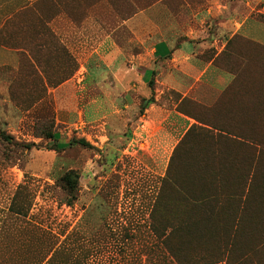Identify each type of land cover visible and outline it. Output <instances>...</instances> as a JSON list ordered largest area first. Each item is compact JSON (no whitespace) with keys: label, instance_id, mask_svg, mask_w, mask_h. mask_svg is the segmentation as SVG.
<instances>
[{"label":"rangeland","instance_id":"374dc122","mask_svg":"<svg viewBox=\"0 0 264 264\" xmlns=\"http://www.w3.org/2000/svg\"><path fill=\"white\" fill-rule=\"evenodd\" d=\"M219 18L264 23V0H202V35L207 34L202 59L210 63L219 55L222 67L237 70L238 79L263 81L264 73L259 69L264 44L239 33L231 37L232 31L225 33L226 29L215 23ZM29 28L32 34L34 27ZM103 41L77 39L72 63L66 54L39 52L38 68L21 55L16 68L0 67V264H33V256H41V246L51 245L48 234L60 244L63 234L72 230L90 237L104 228L110 237L122 234L129 224L133 225L131 241L123 244L120 237H110L88 264H155L158 259L149 254L156 241L149 228L152 210L160 197L158 210L163 216L171 219L175 211L188 212L180 195L185 190L204 198L215 192L235 195L230 205L220 206L217 215L202 217L201 246L208 254L203 252L202 264H264V150L255 148L253 157L251 146L233 137L230 144L220 146L215 161L228 165L214 167L208 164L215 159H204L202 164V154L211 151L208 148L181 147L170 174L181 183L179 194L166 184L168 147L174 138L165 143V132L143 134L142 128L132 124L141 117L142 99L153 93L149 82L140 86L139 81H132L130 94L141 98L127 103L125 109L118 101L116 77L110 71L106 80L102 69L104 63H111V57L91 55L89 49ZM229 52L238 59L237 69ZM147 60L150 57L146 55L136 61L127 56L126 64L130 68L134 65L131 61L144 65L150 63ZM89 61L95 65L87 66ZM162 90L164 95L176 93L160 87L155 94ZM245 90L244 94L264 96V89ZM218 93L216 87H202L206 98ZM232 116L227 126L236 125L237 113ZM257 122L262 123L263 131L256 137L264 141V116L257 117ZM48 133L54 138L46 137ZM169 133L173 135L171 130ZM179 133L174 132L175 140ZM5 134L13 141L5 139ZM81 140L89 145H81ZM29 144L35 146L29 149ZM216 169L222 170V181L212 183L210 171ZM70 170L79 176L72 206L66 204L68 195L59 181ZM20 187L21 210L28 216L9 211Z\"/></svg>","mask_w":264,"mask_h":264},{"label":"crops","instance_id":"0c3cea01","mask_svg":"<svg viewBox=\"0 0 264 264\" xmlns=\"http://www.w3.org/2000/svg\"><path fill=\"white\" fill-rule=\"evenodd\" d=\"M129 1L128 3L127 0H0V36L4 33L5 25L13 22L12 26L5 29V37L28 42L24 43L26 47L22 49L7 48L0 43V67L16 68L20 64L21 52H25L28 61L25 60L29 64H34L36 68L39 67L38 61L31 55L34 54L37 58L39 52L66 54L68 60L69 56L74 58L77 54V39H102L103 43L93 44L89 49L91 55L104 56V59L106 56L111 57V63L110 60L107 64L104 63L105 67L102 69L106 71L104 75L106 80L110 71L116 77L114 83L118 81V101L122 105L125 106L130 101L138 102L141 98L130 94L129 87L132 86L133 80L139 81L140 86L154 80L156 91L163 87L167 91L176 92L174 96L164 95L165 91L162 90L160 95L155 96V102L137 119L138 122L135 120L132 123L138 130L142 128L143 134L149 131L153 134L157 131L165 132V143H169L171 137L174 138L171 147H168L170 153L167 167L174 149L180 144L189 148L200 146L211 150L207 155L202 154V164H205L204 159L209 158L215 159L213 163L208 164L209 166L225 164L221 161L215 163L219 157L218 149L223 144L228 145L232 142L225 136L233 137L202 123V106L207 109L213 108L220 94L232 82L233 76L216 68L212 62L208 63L202 59V54L207 49L205 42L207 34L202 35L204 23L202 0ZM29 8L34 9L25 14L29 17L23 16L24 19L22 17L13 20L16 14L28 11ZM207 12L211 13V10ZM215 23L224 27L225 33L232 31L231 37L239 33L264 44L262 22L253 19L224 21L219 18ZM29 26L34 27L32 34ZM36 38L43 39V42L37 43L38 41L34 40L30 43ZM143 55L150 57V61L147 60L150 63L140 65L131 61L134 64L131 69L126 64L127 56H132L136 61ZM92 59L93 57L90 60ZM90 64L93 62L89 61L87 66L90 67ZM69 81L70 79L64 84ZM202 87L210 89L216 87L219 93L206 98L202 95ZM103 96L108 101L111 99L106 93ZM186 100L198 104L196 118L188 115V109L191 110L193 107L190 104L183 105ZM180 108L184 111H180ZM163 111L167 113L166 116ZM163 116L165 117L161 119ZM139 122L142 125L139 126ZM164 125L166 127H162ZM178 130L180 137L175 140L174 132Z\"/></svg>","mask_w":264,"mask_h":264},{"label":"trees","instance_id":"16d2710c","mask_svg":"<svg viewBox=\"0 0 264 264\" xmlns=\"http://www.w3.org/2000/svg\"><path fill=\"white\" fill-rule=\"evenodd\" d=\"M30 11H34V9L29 8L28 11L19 12L14 16L13 20L15 21L17 19H21L27 12ZM11 23L13 22L7 23L5 25V29L14 24ZM4 33H1L0 43L7 48L22 49V47H26L24 43L28 44L26 41L23 42L21 40L18 41L15 38L5 37L6 34ZM34 40L38 41L37 43L43 42V39L40 38L32 39L31 41ZM231 41L229 43H231ZM227 55L230 56V59L234 65V69H237L238 59L232 56L233 53L229 52ZM21 56L22 59L28 60V56L25 54V52H21ZM31 56L35 58L36 61H38L36 55L32 54ZM260 59L262 60V63L259 70H262L264 73V53L261 54ZM72 60L73 59L69 56L68 61L71 62ZM211 61L216 68L233 75V80L220 94V98L214 104L213 108L207 109L206 107L202 106V123L211 126L213 129H217L222 133L231 135L235 139L239 138V141L242 145L249 144L253 150L252 154L254 157L255 148L264 150V141L256 137L258 134H262L263 131L260 127L262 123L258 125L257 117L260 118L264 116V96L248 95L244 94V92H247V90H245L247 87H255L257 90H263L264 79L263 81L240 80L237 77V74H239L237 73V70L229 71L222 67L221 57L219 55H217L216 58L211 59ZM149 85L153 93H151L149 98L142 99V103L140 105V115H143L145 110L155 102V91L157 86L154 80H151ZM250 96H252V99ZM247 99H250V101H247ZM252 103L256 107L255 109L252 106ZM185 104H190V106L193 107L191 110L188 109L187 113L188 115L196 118L197 116L195 114L199 110L196 107L198 104L189 102L188 100L184 101L183 105ZM248 105L250 106L249 108L247 107ZM180 111L184 110L180 108ZM232 113H237V123L233 126H227V124L230 123V118L233 117ZM212 114L214 115L211 116ZM4 137L9 141H13L12 136L5 134ZM46 137L49 139L54 138L53 134L51 133H48ZM225 137L231 140L233 139L228 136ZM79 143L83 146L89 145L84 140L79 141ZM32 146H35V144H29L27 145V148L30 149ZM181 147H183V144L178 145L174 149L167 168L166 183L171 185L172 188L175 189L179 194L180 192L178 191V187H180L179 185L181 183L179 180L178 182L174 181V179H172V175L170 174L172 168L174 167V161L179 154ZM221 171L222 170L220 169L210 171V174H213V177L210 180L212 183L222 181V179L219 178L223 175ZM59 181L68 195L66 204L72 206L74 201L77 199L76 193L79 188L78 174L74 170H70L65 173ZM21 190H23V187H20L14 196L9 211L16 215L28 216L26 212L21 210ZM183 193L185 195L180 194L182 198L181 200L183 204L187 206V209H189L188 212L175 211L171 219L166 217V215L163 216L164 214H161V212L158 210V201H161V198L159 197L157 198L156 205L150 215V233L156 241L155 247L150 250L149 254L152 253V256L156 258V261L158 259L159 262H154L155 264H202V258H205L203 256V252L208 255L201 246L202 217H214L217 215L219 209H221L220 206L223 207L225 206L224 204L230 205V201H233L235 198V195H226L221 193L218 194L217 192H215L216 194L207 196L205 198L199 193H187V190L183 191ZM29 202L31 203L30 200ZM131 228H133V225L129 224L123 228V231L120 232L122 234H111V240L120 237V242H123V244L131 241L134 237V234H131ZM45 233L48 232L45 231ZM235 233L236 231H234L233 237L235 236ZM63 236L64 239L60 242V244H58V239H56L54 243V236H52V234H48V237L51 239L49 241L51 245L43 244L41 246V250L39 251L41 256H33L31 262H33V264H88L91 258H94L96 253L101 251L102 248L106 246V243L110 238L109 235L104 231V228H101L97 233L92 234L90 237L76 230H72L67 234L64 233ZM43 249H46L44 253ZM152 256L151 258H153ZM219 262L220 261L204 262V264H219Z\"/></svg>","mask_w":264,"mask_h":264}]
</instances>
